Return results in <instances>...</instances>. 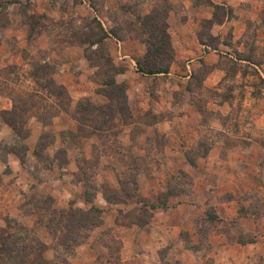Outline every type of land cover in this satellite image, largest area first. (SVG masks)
Masks as SVG:
<instances>
[{"label": "rangeland", "instance_id": "obj_1", "mask_svg": "<svg viewBox=\"0 0 264 264\" xmlns=\"http://www.w3.org/2000/svg\"><path fill=\"white\" fill-rule=\"evenodd\" d=\"M137 5L111 9L125 33L138 34ZM11 19L49 47L29 52L0 34L7 53L24 58L0 65L2 264H264L257 35L223 47L236 60L223 61L214 89L203 84L207 68L190 81L123 76L82 0H0V26Z\"/></svg>", "mask_w": 264, "mask_h": 264}, {"label": "crops", "instance_id": "obj_2", "mask_svg": "<svg viewBox=\"0 0 264 264\" xmlns=\"http://www.w3.org/2000/svg\"><path fill=\"white\" fill-rule=\"evenodd\" d=\"M105 1L106 3L109 2V4H105L103 8L101 5L95 4V1L92 0H82V5L88 10L89 15H92L101 22L105 30L111 32L116 26H118L116 28L117 30H119L118 28H121L119 24L117 25L118 17L113 16L112 14L113 12L111 9L113 7L117 10L118 7L125 4L138 2L137 8L140 9L139 16H146L155 9L161 0ZM168 1L170 4V11L167 15V24L175 51V60L171 65L169 73L153 75L152 77H160L158 78L159 80L164 79L165 77H178L190 81L191 78V80L195 79V76L203 71L201 69L207 68V72L204 73L207 75L203 84L204 86L217 89L216 87L225 77L224 67L222 66L223 61L231 59L236 60L233 54L224 50L223 47L231 48V42L234 44L240 43L239 40H242L244 35L255 34L257 35L256 39L259 42L257 43L259 49L261 51L264 50V0ZM218 7H220L224 13L222 18L216 21ZM209 22L212 23L210 28L207 29V23ZM119 31L120 33L118 32V35H112L109 33V37H107L105 41H110L111 52H113L114 59L126 64L123 76L129 74L133 77H150L138 72L136 66L137 60L143 58L147 52V46L141 40L142 36L140 37L138 34L135 35L133 31L125 33L123 28ZM0 34L4 39H16L19 42L21 49L27 48L29 52H36L39 49H46L49 47L45 35L39 34L37 38H34L29 42L27 27L25 25H16L14 19H11V24L8 26H0ZM42 36H44V39L41 41L40 39ZM225 41L229 42L230 45L224 44ZM212 42H217V45H213ZM2 45L3 44L0 45L1 66L4 65L5 62H11L14 59H17L16 63L19 62L20 58L22 61L24 60L22 55L18 58L8 54L7 48L4 49ZM70 51L71 49L67 52ZM59 72L64 73L65 70L62 69ZM261 75H264V60L261 65ZM64 85H67V82L64 83ZM131 88L135 95L144 98L140 103L142 107H146L147 109L152 108L153 110L155 109L156 102L147 99L149 97V92L146 88H143L140 85L136 86L133 83ZM9 105L4 108H8ZM170 105L172 106L169 101V106ZM176 136L177 133L172 136V132L169 131L167 138L171 140ZM180 136L183 140L186 139L185 133L181 132ZM177 145L175 151L180 153L183 149V143L179 144L177 142ZM21 171L31 173L28 167L26 169L23 167ZM202 184H204L205 189H210V187L206 188L207 183L205 181H202ZM228 207H231V209L233 208V206H226L227 209H229ZM231 214L237 213L231 211Z\"/></svg>", "mask_w": 264, "mask_h": 264}, {"label": "trees", "instance_id": "obj_3", "mask_svg": "<svg viewBox=\"0 0 264 264\" xmlns=\"http://www.w3.org/2000/svg\"><path fill=\"white\" fill-rule=\"evenodd\" d=\"M158 7L159 5H157L150 14L146 16H140L136 19L138 35L140 37L142 36L141 40L147 46V52L145 56L141 59H138L136 62L138 71L144 75L167 74L169 73L171 65L175 60V51L167 24V15L170 11V5L167 6L165 4L166 8L161 11H158ZM219 11H221V13H219ZM222 13H224V11L220 7H218L216 12V21L222 18ZM211 23L212 22L207 23V29L210 28ZM99 29L100 33L102 34V39L99 41V43H102L103 40L105 41V39L109 37V33L112 34V31L108 32L107 30H105L101 23H99ZM115 35H117L116 32ZM114 91H117V93L121 92V90L119 91L118 87H115ZM85 110L87 109L81 110V114H83V111ZM19 123L20 122L17 120L15 125L17 126ZM13 124L14 122L12 121V125ZM15 125H13L14 129ZM21 134L22 132H19V135ZM70 221L72 223V226H74L75 221ZM23 251H25L23 258H28L30 260L29 256L32 255V251H30L27 246H23ZM1 255L3 254L0 253V261L4 259ZM7 258L9 260L15 259L11 256ZM0 264L2 263L0 262ZM22 264L27 263L24 262Z\"/></svg>", "mask_w": 264, "mask_h": 264}]
</instances>
